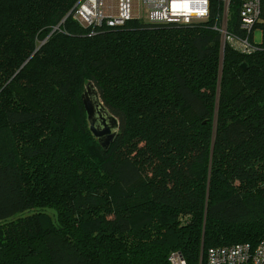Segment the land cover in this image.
<instances>
[{"label": "trees", "instance_id": "obj_1", "mask_svg": "<svg viewBox=\"0 0 264 264\" xmlns=\"http://www.w3.org/2000/svg\"><path fill=\"white\" fill-rule=\"evenodd\" d=\"M79 0H0V264H205L264 237V43L241 1L93 32ZM71 12V13H70ZM264 16V11H263ZM226 18V21H225ZM245 65V66H244ZM89 82L120 122L105 150Z\"/></svg>", "mask_w": 264, "mask_h": 264}, {"label": "built area", "instance_id": "obj_2", "mask_svg": "<svg viewBox=\"0 0 264 264\" xmlns=\"http://www.w3.org/2000/svg\"><path fill=\"white\" fill-rule=\"evenodd\" d=\"M226 8L230 0H223ZM146 7V17L152 21H179L189 23L205 19L209 15V0H142ZM264 0L241 1V28L246 31L244 37L227 35L223 28L224 39L231 45L245 51H251L253 44L249 34L260 20L264 23ZM72 16L82 26L96 29L102 26H117L136 17L134 0H117V9L112 12L107 0H79L71 10ZM70 12V13H71ZM171 264H187L181 252L169 256ZM205 264H264V237L253 246L250 243H236L227 246L211 247L207 250Z\"/></svg>", "mask_w": 264, "mask_h": 264}, {"label": "water", "instance_id": "obj_3", "mask_svg": "<svg viewBox=\"0 0 264 264\" xmlns=\"http://www.w3.org/2000/svg\"><path fill=\"white\" fill-rule=\"evenodd\" d=\"M225 39L222 40V57ZM245 66V65H244ZM84 107L88 116L90 130L98 139L100 145L108 150L117 137L120 122L105 105L93 82H89L82 94Z\"/></svg>", "mask_w": 264, "mask_h": 264}, {"label": "rangeland", "instance_id": "obj_4", "mask_svg": "<svg viewBox=\"0 0 264 264\" xmlns=\"http://www.w3.org/2000/svg\"><path fill=\"white\" fill-rule=\"evenodd\" d=\"M107 7L109 11H116L117 9V0H107ZM134 7H135V15L137 17H146L145 10L146 7L143 4L142 0H134ZM226 21V18H225ZM254 41L256 43H264V29L257 27L254 30Z\"/></svg>", "mask_w": 264, "mask_h": 264}]
</instances>
